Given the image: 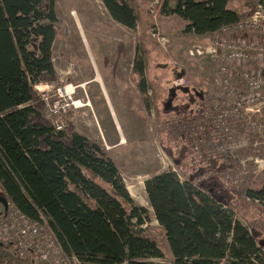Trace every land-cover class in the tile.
<instances>
[{
	"label": "rangeland",
	"instance_id": "1",
	"mask_svg": "<svg viewBox=\"0 0 264 264\" xmlns=\"http://www.w3.org/2000/svg\"><path fill=\"white\" fill-rule=\"evenodd\" d=\"M123 1L136 18L133 28L113 21L100 0H54V80L45 83L52 85L50 93L57 87L74 86L71 99L89 103L82 108L74 104L62 113L61 131H74L97 143L116 166L134 204L147 209L149 219L139 228L163 253V258L151 261L169 262L171 254L148 204L144 181L168 170L174 171L180 181L192 177L204 189L210 185L225 198L229 194L222 191L231 189L236 219L253 231L264 254V207L244 195L245 190L258 189L264 183V136L251 126L255 119H264L263 110L253 111L264 106V94L261 99L248 100L239 72L244 68L264 75V62L228 63L213 57L211 41L222 31L204 36L185 32V21L163 13L166 0ZM167 3L173 5L172 0ZM228 7L244 15L246 33L240 29L222 36L236 41L254 35L264 46V19L257 18L260 26L252 35L249 27L258 10L257 1L229 0ZM71 10L76 13L85 42L70 16ZM91 61L126 140L123 144H118L119 133L102 88L93 80ZM222 65L226 71H221ZM174 74H182L180 83L189 89L184 92L177 88L168 108V89L173 86ZM190 89L202 92L201 97L193 95L190 102ZM34 91L42 104L41 115L48 121L45 106ZM239 100L242 103L235 109Z\"/></svg>",
	"mask_w": 264,
	"mask_h": 264
},
{
	"label": "trees",
	"instance_id": "2",
	"mask_svg": "<svg viewBox=\"0 0 264 264\" xmlns=\"http://www.w3.org/2000/svg\"><path fill=\"white\" fill-rule=\"evenodd\" d=\"M100 1L115 22L134 27L123 0ZM167 1L163 13L196 35L244 16L227 7L229 0ZM256 1L264 11V0ZM55 22L54 0H0V195L33 220L42 216L63 252L82 264H264L253 235L235 217L232 190H224L229 201L220 203L210 185L180 181L172 170L144 181L171 254L169 262L151 261L163 253L139 228L148 211L134 204L111 159L74 131H54L41 115L34 85L54 80ZM244 195L264 207V183ZM29 262L0 246V264Z\"/></svg>",
	"mask_w": 264,
	"mask_h": 264
},
{
	"label": "built area",
	"instance_id": "3",
	"mask_svg": "<svg viewBox=\"0 0 264 264\" xmlns=\"http://www.w3.org/2000/svg\"><path fill=\"white\" fill-rule=\"evenodd\" d=\"M263 18L262 12H256L250 21V28L256 29L257 18ZM247 21L237 25L238 30L247 27ZM230 30L222 29V35ZM236 32V31H235ZM211 41V55L219 58L222 62H264V46L258 43L256 38L250 40L237 39L236 41H228L224 36ZM221 51H224L221 53ZM192 52V51H191ZM193 53V52H192ZM196 53H200L196 49ZM221 71H226L225 66H219ZM242 79L246 84L248 91V100L254 101L262 98L264 94V75L250 73L242 68L239 70ZM182 76L174 78L173 87H184L181 85L180 79ZM39 82L34 85V89L40 96V100L45 106L48 122L54 131H61V114L64 113L70 106H74V101L71 99V94L66 92V87H57L53 93H50L52 85ZM242 100L235 102V108L238 109ZM264 104V101H263ZM261 108L255 107L253 111L260 112ZM253 128L264 136V119H257L253 122ZM40 220H33L19 209H17L7 199V208L0 211V246H3L15 258L28 260L30 263L35 261L44 262L46 264H82L78 259L71 254H65L58 243L54 233L48 227L45 219L41 216Z\"/></svg>",
	"mask_w": 264,
	"mask_h": 264
},
{
	"label": "flooded vegetation",
	"instance_id": "4",
	"mask_svg": "<svg viewBox=\"0 0 264 264\" xmlns=\"http://www.w3.org/2000/svg\"><path fill=\"white\" fill-rule=\"evenodd\" d=\"M102 3V2H101ZM103 5V4H102ZM104 7V6H103ZM227 7H228V3H227ZM229 8V7H228ZM104 9H105V7H104ZM229 9H231V8H229ZM106 10V9H105ZM231 10H233V9H231ZM233 11H235V10H233ZM262 12L263 13V15H264V11H263V9H262V7H261V5H259L258 4V10H256L255 12H254V14H253V16L255 15V13L256 12ZM108 13V12H107ZM253 16H252V18H253ZM178 17V16H177ZM251 18V19H252ZM112 19V18H111ZM113 20V19H112ZM114 21V20H113ZM184 21V20H183ZM242 21L243 20H240V21H238V22H236V23H234V24H232V25H229V26H224V27H221L218 31H222V29H226V28H228L229 30H230V32H235V31H238V28H237V25L238 24H240V23H242ZM117 23V22H116ZM128 28V27H127ZM256 30H257V28L256 29H251L250 28V32H251V35L254 33V32H256ZM243 33H246V30H245V28H243ZM252 38H255V36L254 35H252V37H250L249 38V36L248 37H246V40H250V39H252ZM113 57H115L114 58V62H116V58H117V55H115V56H113ZM175 77H177V75H175L174 74V78ZM140 88V87H139ZM168 90H170V93H168V102H166V105H168L167 107L169 108L171 105H172V102H173V100H174V98L176 97L175 95L176 94H174L176 91H177V89L176 88H174L173 86H171ZM190 91H191V93H189V101L191 102L192 100H194V96L193 95H195V97H197V96H199V97H201L200 95L202 94V92H199L198 90H196V91H193V89H190ZM187 93V94H188ZM175 109H177V108H175ZM236 109V108H235ZM255 120H257V119H255ZM254 120V121H255ZM254 121H252V123H251V126H252V128H253V122ZM254 130H255V128H253ZM256 131V130H255ZM257 132V131H256ZM176 164H177V162L176 161H174ZM192 182H193V180H192ZM209 191L210 192H212V188H210L209 189ZM214 191V190H213ZM222 193H225L224 192V190L222 191ZM213 194H214V196L215 197H219L220 198V200H222V201H217V199H216V201L217 202H220V203H225V204H227L228 203V201H229V197H230V195H229V197L227 196L226 198L224 197V195H222V194H220V193H218V192H213ZM248 199V198H247ZM156 221V220H155ZM157 222V221H156ZM158 224V223H157ZM143 225V224H142ZM141 225V226H142ZM145 225V224H144ZM159 225V224H158ZM160 226V225H159ZM248 229V228H247ZM162 231H163V229H162ZM249 232L253 235V237H254V234H253V231H251V230H249ZM165 236V235H164ZM166 239V238H165ZM254 240H255V238H254ZM256 242V241H255ZM257 245V244H256ZM259 246H263V245H259ZM258 246V247H259ZM260 248V247H259Z\"/></svg>",
	"mask_w": 264,
	"mask_h": 264
},
{
	"label": "bare ground",
	"instance_id": "5",
	"mask_svg": "<svg viewBox=\"0 0 264 264\" xmlns=\"http://www.w3.org/2000/svg\"><path fill=\"white\" fill-rule=\"evenodd\" d=\"M70 16L72 17V19H73L74 22H75L76 28H77V30H78V32H79L80 37L82 38V41L85 42L84 36H83V34H82V31H81V28H80V25H79V23H78L77 16H76V13H75L74 10H71V11H70ZM84 44H85V43H84ZM91 62H92V61H91ZM92 65H93V68H94V71H95V76H94L93 80L96 81V82L101 86L102 91H103V95H104V97H105V99H106V103H108V99H107V96H106L105 90H104V88H103V85H102V82H101L100 76H99V74H98V72H97V70H96V68H95V66H94V64H93V62H92ZM79 86H81V84H80ZM75 88H76V87H74V86H70V85H68V86H66V92H67L68 94H73V93L75 92V91H74ZM74 104H75L76 108H82V107H84V106H88V105H89L88 102H84V103H83V102H81L80 100H79V101H78V100H75V101H74ZM75 106H74V107H75ZM108 106H109V110H110V115L113 116V113H112V110H111V107H110L109 103H108ZM118 127H119V126H118ZM116 129H117V127H116ZM117 130H118V129H117ZM117 132L119 133V141H118V144H123L126 140H125V138L121 135V133H120V129H119Z\"/></svg>",
	"mask_w": 264,
	"mask_h": 264
},
{
	"label": "water",
	"instance_id": "6",
	"mask_svg": "<svg viewBox=\"0 0 264 264\" xmlns=\"http://www.w3.org/2000/svg\"><path fill=\"white\" fill-rule=\"evenodd\" d=\"M182 74H179L177 76H181ZM178 89H180L181 91L186 92L189 88L184 86V87H179ZM217 199V201H222L220 200L219 197H215ZM0 204L2 206V208L5 210L7 208V198L5 196H1L0 195Z\"/></svg>",
	"mask_w": 264,
	"mask_h": 264
},
{
	"label": "crops",
	"instance_id": "7",
	"mask_svg": "<svg viewBox=\"0 0 264 264\" xmlns=\"http://www.w3.org/2000/svg\"><path fill=\"white\" fill-rule=\"evenodd\" d=\"M204 35H208V34H203V35H201V36H204ZM107 106H108V103H107ZM109 113H110V111H109ZM110 117H111V119H112V121H113V123H114L115 128L117 127V129L119 130V127H118V124H117V121H116L115 117H114V116H111V115H110ZM117 129H116V130H117ZM118 130H117V131H118ZM1 210H2V208L0 207V211H1ZM156 223H157V222H156ZM159 227L162 229L161 226H159ZM164 238H165V236H164ZM165 243H166V245H168L166 239H165ZM168 249H169V246H168Z\"/></svg>",
	"mask_w": 264,
	"mask_h": 264
}]
</instances>
